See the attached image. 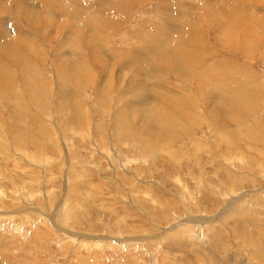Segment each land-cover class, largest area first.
<instances>
[{
    "label": "rangeland",
    "instance_id": "rangeland-1",
    "mask_svg": "<svg viewBox=\"0 0 264 264\" xmlns=\"http://www.w3.org/2000/svg\"><path fill=\"white\" fill-rule=\"evenodd\" d=\"M0 264H264V0H0Z\"/></svg>",
    "mask_w": 264,
    "mask_h": 264
},
{
    "label": "bare ground",
    "instance_id": "bare-ground-1",
    "mask_svg": "<svg viewBox=\"0 0 264 264\" xmlns=\"http://www.w3.org/2000/svg\"><path fill=\"white\" fill-rule=\"evenodd\" d=\"M8 43V42H7ZM2 47V46H1ZM144 61V60H143ZM88 69V68H87ZM159 95V94H158ZM154 96V95H153ZM156 96V95H155ZM153 99H155V98H153ZM162 100V101H164V100H166V101H168V102H172V101H174V100H172L170 97H168V96H164V94H162V95H159V98L156 96V99H155V101H154V103H156L157 105L159 104V101L160 100ZM152 104L153 106H156L155 104ZM176 103V102H175ZM164 108V107H163ZM178 110V109H177ZM176 110V111H177ZM167 116H169V115H165L164 116V118L161 120V117L159 116V118H160V126H158V128H159V130H165V131H169V130H171V128L173 127V125H172V123L174 122V119H170V120H168V122H163L166 118H167ZM177 116V115H176ZM176 116H174V117H176ZM78 123H79V121H78ZM180 128V127H179ZM175 129V128H174ZM177 129V128H176ZM174 132H175V130H174ZM150 133H156V131L155 130H153V128L152 129H149V128H147V129H144L142 132H141V137L142 138H144L143 137V135L144 136H148V135H150ZM148 140V139H147ZM144 141V140H143ZM148 142V141H147ZM240 222V221H239ZM242 224V223H241ZM240 229V228H239Z\"/></svg>",
    "mask_w": 264,
    "mask_h": 264
}]
</instances>
